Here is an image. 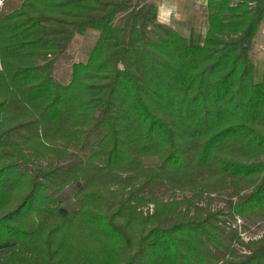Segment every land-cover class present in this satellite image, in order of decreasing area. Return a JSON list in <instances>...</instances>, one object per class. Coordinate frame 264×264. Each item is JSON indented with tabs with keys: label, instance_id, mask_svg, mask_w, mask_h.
<instances>
[{
	"label": "trees",
	"instance_id": "16d2710c",
	"mask_svg": "<svg viewBox=\"0 0 264 264\" xmlns=\"http://www.w3.org/2000/svg\"><path fill=\"white\" fill-rule=\"evenodd\" d=\"M207 15L202 47L153 0H25L0 17V264H264V237L224 220L264 218V0H207Z\"/></svg>",
	"mask_w": 264,
	"mask_h": 264
},
{
	"label": "rangeland",
	"instance_id": "374dc122",
	"mask_svg": "<svg viewBox=\"0 0 264 264\" xmlns=\"http://www.w3.org/2000/svg\"><path fill=\"white\" fill-rule=\"evenodd\" d=\"M25 0H0V17L16 10ZM98 39L96 33L88 32L84 36H77L72 44L71 49L57 62L54 70L55 78L63 83L68 84L71 80L72 66L77 63H85L88 60V54L91 48L94 46ZM251 59L259 65L260 62L264 61V56L260 54L258 48V42L254 46L253 51L250 54ZM158 163L157 159L145 161L147 167L156 166ZM76 188L73 186L68 187L64 193L61 195V200L64 207L68 211H74L79 207L78 200L76 199ZM162 198L167 200L171 196L168 194H161ZM181 197V196H177ZM213 201L211 202L212 210H227V197H217L213 196ZM227 221L226 226L232 227L238 231L243 240L248 241L249 239H259L264 237V218L263 219H250L248 221H243L241 219L232 220L228 216L224 217Z\"/></svg>",
	"mask_w": 264,
	"mask_h": 264
},
{
	"label": "crops",
	"instance_id": "0c3cea01",
	"mask_svg": "<svg viewBox=\"0 0 264 264\" xmlns=\"http://www.w3.org/2000/svg\"><path fill=\"white\" fill-rule=\"evenodd\" d=\"M158 5L160 24L202 47L208 30L207 0H153ZM1 67V66H0Z\"/></svg>",
	"mask_w": 264,
	"mask_h": 264
},
{
	"label": "built area",
	"instance_id": "2783aa9c",
	"mask_svg": "<svg viewBox=\"0 0 264 264\" xmlns=\"http://www.w3.org/2000/svg\"><path fill=\"white\" fill-rule=\"evenodd\" d=\"M258 42V48L261 55L264 56V16L261 23L260 33L257 39Z\"/></svg>",
	"mask_w": 264,
	"mask_h": 264
}]
</instances>
